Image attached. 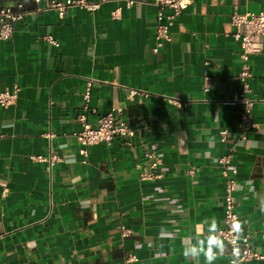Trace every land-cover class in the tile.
Listing matches in <instances>:
<instances>
[{"label": "crops", "instance_id": "1", "mask_svg": "<svg viewBox=\"0 0 264 264\" xmlns=\"http://www.w3.org/2000/svg\"><path fill=\"white\" fill-rule=\"evenodd\" d=\"M261 11L264 0H195L159 54L152 52L153 4L108 3L63 18L38 12L0 40V92L20 88L14 104L0 106V264H125L128 253L138 256L136 264H205L183 249L198 231L201 239L208 234L205 220L223 226L217 160L232 147L240 234L264 254V36L262 53L244 62L233 35L241 29L231 24L233 15ZM244 64L253 73L246 96L255 101L256 127L235 146L245 105L234 95L243 89ZM90 80L88 122L123 109L137 131L132 147L115 140L80 154L70 134L81 128ZM50 148L60 157L53 166L37 159ZM145 151L160 160L156 169ZM145 170L162 178L143 181ZM121 225L131 237L122 238ZM224 244L213 264H228Z\"/></svg>", "mask_w": 264, "mask_h": 264}, {"label": "built area", "instance_id": "2", "mask_svg": "<svg viewBox=\"0 0 264 264\" xmlns=\"http://www.w3.org/2000/svg\"><path fill=\"white\" fill-rule=\"evenodd\" d=\"M195 0H154L153 3L147 0H24L17 2L15 5H0V40L7 41L12 38L17 24L25 21L30 14L54 10L63 18L71 9H83L88 12H95L103 5L108 3H117L130 9L139 4H153L157 9L156 25H155V46L152 49L153 54H159L164 50L167 44L172 42L171 29L176 19L186 10ZM33 4L35 7L27 9L26 4ZM122 8L116 9L112 16L114 19L120 17ZM232 26L241 29L233 35L240 42L241 59L247 62L252 56L261 54L263 51L262 38L264 36V11L258 13H247L244 15L236 14L232 16ZM47 41L58 46V43L48 36ZM253 73L249 65L244 64L240 78L243 81L242 92L234 95L235 100H240L245 105L238 124L239 138L235 142V146L247 139L250 132L256 127L254 122L253 110L255 101L249 99L246 93L249 90L248 79ZM86 91L83 94V110L84 113L78 116V122L81 128L70 134L81 146L80 154L87 158L89 156V147L106 143L111 144L115 140H120L128 148L132 147L133 139L137 135L135 127L131 125L123 117V109H116L106 114H98L94 123L88 122L87 113L90 111V98L92 80L87 82ZM20 88L14 86L12 89L0 92V106L8 107L14 104L18 98ZM135 90L131 91V95H135ZM170 102L176 103L171 100ZM94 113V112H93ZM96 113V112H95ZM51 139L53 134H49ZM228 131L220 132V140L226 142ZM144 158L150 160V169H156L160 160L151 151H145ZM38 160L49 163L51 166L60 161V157L50 148L49 155L38 156ZM218 166L220 176L225 179V202L223 226L218 230L221 239L228 246L229 261L228 264H253L254 262L264 260V254L256 251L252 245L250 235L242 236L235 232L232 228L234 222L240 224V216L238 214V173L239 169L235 163V149L218 158ZM190 173H193L191 170ZM143 181H156L162 178V174L153 173L145 170L140 173ZM122 238L131 237L133 230L124 225L119 227ZM125 264H136L139 258L134 253H128L124 258Z\"/></svg>", "mask_w": 264, "mask_h": 264}, {"label": "clouds", "instance_id": "3", "mask_svg": "<svg viewBox=\"0 0 264 264\" xmlns=\"http://www.w3.org/2000/svg\"><path fill=\"white\" fill-rule=\"evenodd\" d=\"M203 223L208 224V234L201 239L200 232H197L195 243L185 245L183 255L185 258L199 260L201 255L204 256L205 264H213L218 253H223L225 244L218 232L217 222L213 219L211 222L205 220ZM200 228V226H198ZM232 228L235 232H240V224L234 222Z\"/></svg>", "mask_w": 264, "mask_h": 264}]
</instances>
